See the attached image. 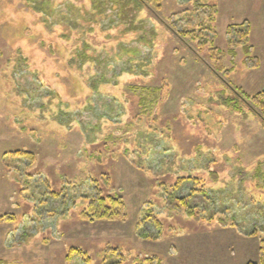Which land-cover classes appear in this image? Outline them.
Returning a JSON list of instances; mask_svg holds the SVG:
<instances>
[{"label": "rangeland", "instance_id": "374dc122", "mask_svg": "<svg viewBox=\"0 0 264 264\" xmlns=\"http://www.w3.org/2000/svg\"><path fill=\"white\" fill-rule=\"evenodd\" d=\"M95 2L100 15L91 0H0V217L12 218L0 264H104L107 247L123 264L257 262L264 120L222 100L264 91V0H164L159 12ZM197 5L216 8L212 33ZM184 13L215 35L222 62L166 30ZM243 22L258 67L241 45L226 53ZM16 151L34 162L6 156ZM95 185L121 199L120 219H80ZM72 248L84 255L67 263Z\"/></svg>", "mask_w": 264, "mask_h": 264}, {"label": "trees", "instance_id": "16d2710c", "mask_svg": "<svg viewBox=\"0 0 264 264\" xmlns=\"http://www.w3.org/2000/svg\"><path fill=\"white\" fill-rule=\"evenodd\" d=\"M117 4H121V9H125L128 5H133L134 8L140 9V8H148L151 9L153 12H159L161 10V5L164 0H115ZM93 8L99 9L98 13L102 12V3H93L94 0H91ZM197 8L201 10H206L209 12V23L208 26L205 28V30L212 33V28L210 24L213 22V19L211 18L212 15L216 14V8L214 6L207 7V6H200L197 5ZM183 21V25L181 26L180 31L177 30L176 24L178 22H174L173 26H169L166 30H169L174 35L180 38H189L190 41H197L198 44L202 47L208 46V50H210L212 57H217L218 62H222L224 58V52L214 49L213 47V41L215 38V35H209L208 33H203L201 31L197 32L194 30V27L196 23H194V16L193 14L184 13L179 23ZM188 27V28H187ZM130 28L126 33L131 31ZM249 35H250V26L248 23L243 22L242 24L232 28H229L227 30V36H229V46L230 49L226 51L227 54H229L231 57H235V46H242V51L244 55L246 56L245 64L247 65L248 62H253L255 67H258V60L250 58L251 55V46L249 45ZM222 68V67H221ZM220 67L218 70H222ZM233 68L229 69V72H232ZM161 92L160 89H157L153 91L154 97H157L158 94ZM236 98H224L222 100V104L228 108L233 109L234 111H240L238 106V100L246 103L253 113L257 114L262 120H264V91L258 92L253 95H249L245 93L243 90H236L235 91ZM143 101V100H142ZM144 104V101L142 102V105ZM246 119V117H245ZM6 156H9L11 158H19L23 157L25 159H28L30 162L33 161L32 154L28 152H21L16 151L13 153L6 154ZM181 185V184H179ZM179 185L177 188H179ZM194 190V189H193ZM51 197L58 199L61 194L59 193H51ZM79 198L83 200V202L86 204L85 208L80 214V219L85 222H94V221H105V220H113V219H120L122 217V211H123V203L121 199L118 197H103V195L100 193V190L96 187V185L92 188V192H81ZM185 207V215L188 218L193 219L196 222L201 221V217L197 216L193 208L189 206L187 202L183 203ZM12 218L9 216H3L0 217V222H9ZM208 221H211V219H207ZM153 222L156 226H160L158 221L153 219ZM145 233V232H144ZM142 238L147 239L149 236L145 233L141 235ZM258 261L257 262H249L247 264H264V239L260 241L259 243V250H258ZM107 258L104 260V264H123L124 258L121 252L118 249H112L111 247H107L106 250ZM110 254V255H108ZM83 256L84 254L81 251H78L77 249H70L67 256L66 261L69 263L73 257L75 256ZM113 257H115V260H113ZM135 264H162L159 260L155 258H149L145 261H136Z\"/></svg>", "mask_w": 264, "mask_h": 264}]
</instances>
